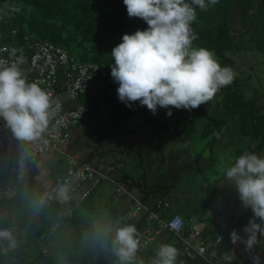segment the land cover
Here are the masks:
<instances>
[{
  "label": "rangeland",
  "instance_id": "rangeland-1",
  "mask_svg": "<svg viewBox=\"0 0 264 264\" xmlns=\"http://www.w3.org/2000/svg\"><path fill=\"white\" fill-rule=\"evenodd\" d=\"M226 3H229V8L224 12ZM215 7V15L219 16L215 22L226 20L234 42L242 46L241 50L227 52L226 56L234 62L236 77L245 99L256 102L264 124V53L258 52L264 49V44H257L254 37H260L258 32L261 30V37H264V0H218L206 11L197 8V18L193 24L200 25L210 18L216 12ZM259 25L261 28H258ZM73 46V50L68 52L80 60L79 48L76 44ZM117 86H113V89L104 85L95 94L98 99L95 113L72 133L65 150L92 165L113 167L115 176L122 172L135 188L131 191L134 196L142 198L147 195L150 203L165 198L171 202L170 212L178 213L181 210L178 207H181L186 212L181 214L183 218L192 214L207 225L213 223L223 229L218 218L219 211L228 203L242 205L235 187L224 179L223 170L235 157L245 152L263 156L264 150L256 151L259 139L254 142L249 137H241L231 126V119L220 127L214 126L220 123L217 114L222 111L220 90L203 105L204 115L195 123L194 132L182 141L184 120L194 113V109L172 108V115L168 116L165 108H158L154 115L138 102H132V106L127 107L117 98ZM245 118L250 120L248 116ZM154 124H162L164 128L155 134L153 128L157 126ZM211 129L223 134V140L219 139L213 145L212 152H209ZM45 158L57 159L55 156ZM60 162L41 168L33 180V187L26 186L29 189L15 203L7 202L3 205L0 213H8L5 215L8 222L18 223L19 220L31 219L38 214L34 207L35 201L49 178H53L51 172L55 171L54 168ZM45 163L49 164V161ZM125 207L126 204L117 200L112 189H101L71 219L56 221L46 215L37 220L31 219L24 229L25 244L21 251H16L10 257V264L33 263L39 253L54 258L57 264H65L62 247L76 230L81 232L79 255L84 257L95 238L96 225L108 220L113 211L123 212ZM72 220L76 222L75 226ZM55 223L58 225L55 226ZM39 231L43 232L41 236L45 235L43 239L41 236L38 238ZM164 243L176 244L175 239L164 232L158 238V244L151 247L146 264H151L156 249ZM263 249L264 241H259L252 251Z\"/></svg>",
  "mask_w": 264,
  "mask_h": 264
},
{
  "label": "clouds",
  "instance_id": "clouds-1",
  "mask_svg": "<svg viewBox=\"0 0 264 264\" xmlns=\"http://www.w3.org/2000/svg\"><path fill=\"white\" fill-rule=\"evenodd\" d=\"M122 2L127 16L140 18L147 27L123 34L121 42L111 50L110 76L118 85L120 102L127 107L138 102L154 115L158 108H165V114L171 116L172 108L190 111L206 104L233 82L236 73L231 67L221 66L213 51L193 45L198 38L192 27L196 9L206 11L218 0ZM23 62V55L11 62L0 59V119L15 138L32 141L41 135L61 105L37 82L28 81L20 68ZM223 177L235 187L242 206L251 209L252 216L243 231L246 238L236 229L229 233L233 244L239 241L250 250L258 235L264 237V156L245 152L235 157L224 168ZM57 194L67 200L68 187L61 186ZM95 237L110 248L117 264H143L137 259L140 234L134 224L102 221L96 225ZM4 240L9 247L16 246L12 229L0 228V241ZM179 255L173 244L164 243L156 249L151 264H177ZM224 259L232 264L234 254L227 252Z\"/></svg>",
  "mask_w": 264,
  "mask_h": 264
},
{
  "label": "built area",
  "instance_id": "built-area-1",
  "mask_svg": "<svg viewBox=\"0 0 264 264\" xmlns=\"http://www.w3.org/2000/svg\"><path fill=\"white\" fill-rule=\"evenodd\" d=\"M18 27L8 26L0 8V59L13 61L23 55L20 65L29 82H37L47 90L54 102L61 107L49 119L41 135L32 141H20L14 137L5 122L0 119V159L12 163L13 176L0 184V200L16 202L21 196L23 182L37 168L40 159L55 156L61 161L53 178L37 198L38 211L57 208V218L73 217L77 208L101 184L113 187L118 201L126 204L122 220L125 223L137 221L144 217L143 226L139 228L140 248L137 259L144 262L149 249L164 232L171 235L181 245L182 256L187 259L202 258L207 264H228L225 254L212 259L211 249L216 248L221 237L215 239L204 235L205 225L194 218L184 219L178 213L170 212V203L161 198L153 204L144 203L116 179L113 167L92 165L81 160L65 149L69 145L72 133L81 125L90 110L88 93L96 94L104 84L115 86L116 83L108 72L99 64L83 62L66 49L46 39L23 35L21 42ZM22 46V47H21ZM15 49V55H13ZM54 106V105H53ZM23 158V163L21 160ZM68 187V199L61 200L57 194L61 186ZM43 200L42 204L38 202ZM9 224V223H8ZM58 223H55L57 226ZM224 225H222L223 227ZM13 230L16 247L23 245L25 232L14 223L1 226ZM44 234L42 239L44 238ZM247 236L245 232L241 237ZM8 243L7 240L0 241ZM255 245L252 247V249ZM237 264H264L261 251L246 250L244 244L238 246ZM233 264V263H232Z\"/></svg>",
  "mask_w": 264,
  "mask_h": 264
},
{
  "label": "trees",
  "instance_id": "trees-1",
  "mask_svg": "<svg viewBox=\"0 0 264 264\" xmlns=\"http://www.w3.org/2000/svg\"><path fill=\"white\" fill-rule=\"evenodd\" d=\"M224 6L225 12L229 8V3H226ZM217 7L214 8V11L216 12L212 13L211 17L206 21L200 23V25H192L193 30L198 35V38L193 41V45L205 47L213 51L221 66L231 67L235 72L234 62L231 58L226 56V53L230 51H239L242 46H239L234 42V37L231 35V29L226 20L215 22L219 17L215 15L217 13ZM0 8L6 18V24L8 26L18 27L19 36L16 40L19 44L23 35L49 40L67 51L73 50V44H76L79 48L81 61L97 63L101 65L109 75L110 64L112 62L110 56L111 50L115 45L121 42L122 35L125 33L131 34L137 29L143 30L147 27L145 22L140 18H129L127 16L126 6L123 4L122 0H0ZM258 28H261V25H259ZM262 33L261 30L258 32L260 37L254 36L257 44H264V37H261ZM258 52L264 53V49L261 48ZM104 85L110 86L107 83ZM111 87L113 89L115 88L113 86ZM219 94L221 95L220 108L222 111L217 112L220 123L214 124V126L216 128L220 127V125H223L222 123L231 119V126L238 131L241 137H249L250 141L254 142L259 139L256 145V151L264 150V124L262 121L261 110L257 108L256 102L254 103L253 101L245 99L244 93L241 90L240 81L236 75L230 85L220 89ZM88 97L91 99L90 110L82 121V125L88 121L90 115L92 116L95 113L98 103V99L93 92L88 93ZM203 105L204 104L194 108V113H192L188 119L184 120L183 134L181 137L182 141L187 140L194 132L195 123H197L201 116L204 115ZM247 116L250 118L249 121L245 118ZM154 125L157 126V128H153L155 131L164 127L162 124ZM247 126H249V128H247ZM209 132L211 134L208 143L209 152H212L213 145H215L219 139L223 140V134H218L215 129H211ZM210 157L213 158V155ZM12 165V163L0 159V184L3 181H8L13 176L11 171V168L13 167ZM39 171V168H35L31 176L23 182L21 190L22 196L24 192L29 189L26 188V186L34 185L33 180L39 174ZM116 179L130 191L135 189L132 186L131 181L127 180L122 172L121 174L119 172L117 173ZM101 189H112V191H114L111 185L105 183L101 184L91 192L86 200L77 208L73 217L76 216L78 211ZM165 190L168 189L166 188ZM146 196L143 195L141 200L144 203L153 204L147 200ZM36 201L34 205L35 208ZM235 202H237V200H235ZM6 203L7 201L0 200V210ZM238 206L240 207V203H238ZM238 206L228 203L224 206V209L219 211L218 218L221 220L222 225H224L225 228L223 227L222 229L219 225L210 223L209 227H206L204 230V235H209L214 239L217 236L223 237L220 244L216 248L210 250L209 256L212 259H216L218 256L229 252V244L231 243L229 233L233 229H236L238 233L242 231L244 226L248 223L249 218L252 216L251 209L243 207V212L240 216L230 217ZM46 211H37L38 214L32 216L31 219L37 220L40 216L43 217L46 215L48 218H54L56 221L64 220L62 218H57V208H50ZM122 216L123 212L113 211L108 220H120L122 223H125L122 220ZM184 218L187 220L188 218H194L195 220L202 222L196 217H193L192 214ZM31 219L26 218L24 220H19L18 223L15 221L8 223H14L19 229L24 231L27 221H30ZM143 222L144 217L140 216L137 221L129 223L134 224L137 230H139V228L143 226ZM8 223L1 224V226L9 225ZM72 223L73 226L76 225L74 220H72ZM42 233V231L37 232L38 238ZM168 236L173 238L169 234ZM80 240L81 232L76 230L71 235L69 242L62 247V251L65 255V264H117V258L112 254L110 248L104 247L96 237L92 240L88 253L84 257H80ZM25 241L26 238L23 245L25 244ZM259 241H264V237H259L258 235L257 242ZM175 242V247L179 249L180 252V255L177 258V264H207L200 257H195L193 259L184 258L182 256L180 243L176 240ZM23 245L20 247H9L8 243L1 242L0 264H4L7 259L15 254L16 251H21ZM150 250L151 249H149V251ZM149 251L147 255L149 254ZM262 253L264 254V249ZM147 255L145 256L143 264H146ZM232 263L237 264L234 261ZM29 264H57V262L54 258L39 253L36 261Z\"/></svg>",
  "mask_w": 264,
  "mask_h": 264
},
{
  "label": "crops",
  "instance_id": "crops-1",
  "mask_svg": "<svg viewBox=\"0 0 264 264\" xmlns=\"http://www.w3.org/2000/svg\"><path fill=\"white\" fill-rule=\"evenodd\" d=\"M164 128V127H163ZM161 130V129H160ZM160 130H158V131H155V134L156 133H159L160 132ZM44 160H45V162H47V161H49V164L48 163H45L44 162V160H42V161H40L39 163H38V165H37V168H39V169H41V168H44V167H47L48 168V166L50 167L51 165L50 164H53V163H55V162H60V160L57 158V159H55V160H51V159H46L45 157L43 158ZM60 165H61V162L60 163H58V165L54 168V170L55 171H53V172H51V174H55L56 173V170L60 167ZM119 167V166H118ZM51 179L52 178H49V180H48V182H47V184L45 185V188L47 187V186H49L48 184H49V182L51 181ZM45 188H43V190L45 189ZM154 203V202H153ZM178 209H181L178 213H180V214H182V213H186L185 212V210L184 209H182L181 207H178ZM242 212H243V206L242 205H240V207H238V208H236L235 210H234V212L230 215V217H238V216H240L241 214H242ZM1 214V213H0ZM6 214H8V213H3V214H1L0 215V225L1 224H7L8 223V221L6 220V218H5V215ZM186 216V215H185ZM5 218V219H4ZM189 219V218H188ZM218 220V219H217ZM197 221V220H196ZM203 224L205 225V229H206V227H209V225L210 224H205L204 222H203ZM160 236H162V235H160ZM159 236V237H160ZM210 238H212V237H210ZM213 239V238H212ZM157 242H155L156 244H158V238H157V240H156ZM154 243V244H155ZM239 246V245H238ZM151 249V248H150ZM229 252H231V253H233L234 254V260L236 261V260H239V258L241 257L240 255H239V249H238V247H234V244L233 243H231V246H229ZM17 256H18V254H16ZM12 258V257H11ZM233 260V261H234ZM6 261H8V263H6ZM5 261V263L4 264H10V258L9 259H7ZM12 264V263H11Z\"/></svg>",
  "mask_w": 264,
  "mask_h": 264
},
{
  "label": "bare ground",
  "instance_id": "bare-ground-1",
  "mask_svg": "<svg viewBox=\"0 0 264 264\" xmlns=\"http://www.w3.org/2000/svg\"><path fill=\"white\" fill-rule=\"evenodd\" d=\"M239 244H240V242L237 241V243L234 244V247H235V248L238 247Z\"/></svg>",
  "mask_w": 264,
  "mask_h": 264
}]
</instances>
